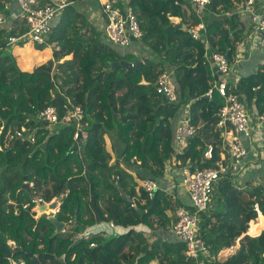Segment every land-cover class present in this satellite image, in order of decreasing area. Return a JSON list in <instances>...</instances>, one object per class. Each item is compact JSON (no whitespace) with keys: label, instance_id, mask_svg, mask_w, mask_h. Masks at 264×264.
I'll return each mask as SVG.
<instances>
[{"label":"trees","instance_id":"obj_1","mask_svg":"<svg viewBox=\"0 0 264 264\" xmlns=\"http://www.w3.org/2000/svg\"><path fill=\"white\" fill-rule=\"evenodd\" d=\"M71 1L54 22L49 41L61 49L31 72L20 68L8 44L9 37L27 32L26 25L10 20L0 28V264H11L10 259L32 264L33 258L39 264H196L186 256L184 243L165 240L159 233L176 222L179 208H191L189 197L178 188L165 192L163 179L174 153L172 121L186 110L192 124L200 127L178 160L183 165L190 160L199 169L211 167L214 161L205 160L203 153L208 144H220L216 124L225 100L217 93L212 100L203 98L218 78L206 53L229 52L230 62L235 61L244 31L237 10L248 0H212L202 19L187 0L178 5L176 0H131L143 37L130 48L109 42L78 9L76 4L86 0ZM8 2L0 0V11ZM201 21L209 49L190 32ZM121 61L139 65L112 68ZM163 72L172 75L176 103L157 92ZM229 92L239 94L248 107L254 103L264 115V65L241 77L237 87L231 81ZM47 107L59 116L53 129L39 118ZM73 107L83 111L82 126L88 123L85 141L75 140L77 120L62 121ZM145 180L157 181L160 188L154 197L157 208L142 215L138 209L152 204L142 186ZM25 183L33 197L22 189ZM116 184L135 206L122 198ZM64 195L56 219L67 223V232L53 236L55 226L41 216L36 219L32 200L49 203ZM256 204L264 215V183L248 182L244 188L230 175L221 178L212 203L199 217L200 237L215 257L248 233L258 219ZM104 222L126 231L113 237L87 231ZM84 230L91 237L74 241ZM259 245L264 247V231L244 237L234 256L212 264H264Z\"/></svg>","mask_w":264,"mask_h":264},{"label":"built area","instance_id":"obj_2","mask_svg":"<svg viewBox=\"0 0 264 264\" xmlns=\"http://www.w3.org/2000/svg\"><path fill=\"white\" fill-rule=\"evenodd\" d=\"M101 11L105 17L106 25L103 33L109 42L120 47H128L134 42L142 39L139 20L131 6V0H97ZM180 0H176V5ZM192 4L196 14L202 19L207 7L212 0H187ZM256 1L248 0L245 3L244 12L255 16ZM20 13L15 14L10 10V5L6 3L4 10L0 11V28L7 27L10 20H16L19 24H25L27 32L20 36H11L8 44L11 46L23 44L27 47L30 44L41 47L52 48V51H59L61 48L57 43H51L50 37L53 33L54 22L62 12L74 2L71 0H16ZM264 9V0L261 7ZM257 10V9H256ZM256 31L258 36V46L264 50V13L257 18ZM206 31V25L201 21L197 28L190 29L191 35L195 40L202 39L205 46L209 49L207 39L202 37L201 32ZM206 58L209 61L214 72L220 73L218 78L205 96L209 100L213 99L215 93L219 94L224 100V106L218 114L216 130L219 133L220 144H208L204 150L203 158L207 161H214L209 168L199 169L193 165L190 160L186 165H182L178 156L182 155L191 139H193L200 129L195 127L187 112L180 123L175 127L173 134V159L176 165L181 166L178 169V175L181 176L179 183L172 182L165 192L172 193L177 188L179 193L187 195L190 199L191 208L181 207L176 211V222L167 228L176 238L186 245V256L192 259L196 264H212L217 261L206 241L200 237L199 217L206 212L212 203L216 186L225 175H230L236 182L242 174L248 171L244 168V160L247 158L250 150L248 144L252 142L264 143L263 134H256L253 121L264 123V115H259L256 105L253 103L250 107L240 100V95L229 92V84L233 83L237 87L240 83V77L236 74L231 77L232 67L230 60L225 54L219 52H207ZM240 59H238V62ZM56 68V66H55ZM237 71V67L234 68ZM157 92L164 96L170 103H176L179 96L176 87L172 81V75L169 72H163L157 81ZM250 112L255 115L254 120L250 117ZM83 111L79 107L69 108L63 118V123H71L73 120L78 122V132L75 140L88 138V132L82 126L80 116ZM40 120L49 126H54L60 122L57 110L54 107H47L39 114ZM261 129V128H260ZM25 131V129H23ZM30 140L34 142L33 136ZM218 159L215 161V154ZM167 166V171L170 169ZM244 171V172H243ZM142 186L150 199L154 198V192L160 188L159 183L154 180H145ZM35 204H46L43 199H33ZM256 212L261 215V209L258 204L255 205ZM37 213V212H36ZM39 213V212H38ZM111 227L115 226L111 224ZM107 237V234L101 235ZM91 234L79 232L74 236V241L89 239Z\"/></svg>","mask_w":264,"mask_h":264},{"label":"crops","instance_id":"obj_3","mask_svg":"<svg viewBox=\"0 0 264 264\" xmlns=\"http://www.w3.org/2000/svg\"><path fill=\"white\" fill-rule=\"evenodd\" d=\"M86 1H87V3H86ZM86 1L82 2L81 8H78V9L82 13H85L87 15L90 22L99 31L103 32L105 25H106V20H105V17L101 11V7H100L98 1L97 0H93V1L92 0L91 1L86 0ZM8 4L10 5V10L12 13H15V14L20 13V8L18 7L16 0H9ZM78 4H80V3H78ZM78 4H76V6H78ZM244 9H245V4L240 5L239 9L237 10V12H239L241 20L244 24V31H243V42H241V44L237 47V50L235 53L234 64H236V62H238V59L242 58V60H240V62L237 64V71H235V69H234L235 67L232 68V72H231L232 78L236 74L239 77H249V76L257 73L259 70V67L261 65H264V50L258 46L256 22L254 21L255 18H259L264 13V9L261 8V10H260V7H257L258 10L255 9L256 15L253 16V18H252V16H250V14L245 13ZM172 20L174 22H180L181 19L172 18ZM185 114H186V110H183L181 112V114L178 116V118H176L172 121L174 128L180 123V121L182 120V118L184 117ZM253 126L255 128L256 134H263L264 133V123H259L256 120H254ZM172 147H174L173 143H172ZM248 147H249L250 152H249L247 158L244 160V168L248 169V171L245 172L244 174H242L244 179H243V177H240V179H242V181L240 183L235 182L236 185H238L240 187H244V188L247 187L248 182H252L253 184H256V185H259L260 183H264V143H262L261 145L259 143H255V146H253L252 144L251 145L248 144ZM256 148L258 150H255ZM175 162L176 161H174V159L172 157V159L167 163V166L171 167L168 170V174L172 178L171 180L173 182L181 179V177L178 174H176V172H175L176 167H178ZM182 196L186 197V195H184V194H182ZM186 199H188V198H186ZM261 215L263 216V219H264V215L262 213H261ZM259 216L260 215L258 214V218H259ZM39 217H40V215H39ZM258 220L259 219H257L256 221H252L249 225V229H250L251 225L258 223ZM116 229H117V226L112 228L111 224L104 222L103 224L99 223V224L94 225L93 227L88 228L87 231L89 233H92V234L103 232L107 235H110L112 230H116ZM263 231H264V224H263L262 231L260 232V234L258 236H260ZM159 233L162 236V238L165 240L176 241V239H177L176 236L169 230L159 232ZM246 236H251V235L249 233L244 234L243 237L238 239L239 241L237 240L238 242H240V246H234L237 242L236 241L232 247L225 249L222 252L228 251L229 254H227L226 256L231 258L232 256H234L238 252V250H240L241 241ZM252 238H255V236ZM8 245L10 247H15L16 244L13 241H9ZM221 253L218 256L221 257L222 256ZM218 256H217L218 262H220V263L225 262V261H220V259H218ZM263 256H264V252H263ZM10 263L16 264L11 259H10ZM20 264H24V262H21Z\"/></svg>","mask_w":264,"mask_h":264},{"label":"rangeland","instance_id":"obj_4","mask_svg":"<svg viewBox=\"0 0 264 264\" xmlns=\"http://www.w3.org/2000/svg\"><path fill=\"white\" fill-rule=\"evenodd\" d=\"M88 1H91V0H88ZM261 2H262V0H259L258 2L256 1V4H257V6H255V8L256 7H261ZM86 3H87V1H86ZM81 4H82V2L80 3V4H78V8H81ZM257 9V8H256ZM258 10V9H257ZM260 10H261V8H260ZM256 15V14H255ZM250 16H252V15H250ZM252 18H253V16H252ZM255 22H257L258 20H257V18H255V20H254ZM133 45H135L134 43H132ZM129 45L128 47H126V48H130V47H132L133 45ZM27 47H29L31 50H27ZM27 47H23V46H19V45H14V46H12L11 47V49H10V52L16 57V59H17V61H18V65L20 66V68L23 70V71H28V72H31V71H33L36 67H38V66H40V65H43V64H46L50 59H52V57H53V51H52V48H49V47H45L46 49H44V50H37L36 49V47H34V45H32V44H30L29 46H27ZM125 48V47H124ZM243 52V51H242ZM243 57V56H242ZM244 58V57H243ZM66 60V59H65ZM240 60H242V58H240ZM235 62V61H234ZM234 62H230L231 63V67L233 68V67H237V62H236V64H234ZM240 79H241V77H240ZM250 117H251V119L252 120H254V118H255V115H254V113L253 112H250ZM57 125V124H56ZM55 126V125H54ZM54 126H52L51 127V129H53V128H55ZM107 148H108V150L110 151V149H111V146H110V144H109V140L107 139ZM252 145L253 146H255V143L254 142H252ZM255 150H258L257 148L255 149ZM112 162H115L114 160L112 161ZM180 163L183 165V163L180 161ZM178 166V165H177ZM179 167H181V166H178V167H176V170H175V172H176V174L178 173L177 171H178V169H179ZM246 177V176H245ZM172 178L170 177V175L168 174V171L166 172V174H165V177H164V185L166 186V188L168 189L169 188V186L172 184V180H171ZM243 179H244V177H243ZM242 181V179H238L236 182L237 183H240ZM64 197H65V195H64ZM59 198V197H58ZM55 199H57V198H55ZM55 199H53L51 202H49V203H47V202H45L46 204H50V203H53V202H55ZM32 203H33V200H32ZM42 205H44V204H36V206L34 207V209L32 210L33 212H37L36 214H37V216H36V218L37 219H39V215L41 216V214L42 213H38V207L39 206H42ZM60 210H57V211H55V216H56V214L59 212ZM51 212H53L52 210H51ZM65 224V229H64V231L62 232V233H65V232H67V230H66V225H67V223H64ZM139 230H144V228L143 227H140L139 228ZM85 232H87L86 230H84ZM84 231H82V232H84ZM126 231V229L125 228H123V227H117V229L116 230H112V232H111V234H110V236L111 237H113V236H116V235H120V234H122V233H124ZM258 236V235H257ZM257 236H255V237H257ZM243 237V236H242ZM250 237H253V236H250ZM239 241V240H238ZM236 242V244L234 245V246H240V242ZM15 247H16V245H15ZM230 257H227L226 255H222L221 257L220 256H218V259H220V261H226L227 259H229ZM218 261V260H217Z\"/></svg>","mask_w":264,"mask_h":264},{"label":"water","instance_id":"obj_5","mask_svg":"<svg viewBox=\"0 0 264 264\" xmlns=\"http://www.w3.org/2000/svg\"><path fill=\"white\" fill-rule=\"evenodd\" d=\"M226 56L230 60V58H229V52L226 54ZM137 65H139V62L138 61L136 63H130V62H126V61H121V62H118V63H114L112 65V68L114 69V68H117V67L122 66L124 68L130 69V68H133V67H135ZM218 75H221V74L218 73ZM203 98L209 100L207 96H204ZM77 147H78V143L76 142V143H74L73 147L71 148V152H73L74 149L77 148ZM26 179L27 178L25 177V180ZM116 187L119 190L122 198H124L131 206H135L134 205L135 204L134 203V200H132L131 197L127 196L125 194V192L123 191V189L118 184H116ZM22 189L29 191L32 197L34 196L33 193H32V191H31V189H30L29 183H25L23 185V188ZM156 193H157V190L154 192V197H155ZM63 201H64V196L55 199V202H53V203L44 204L42 206H39L38 209H37L39 213H42L41 214V217L43 219L48 220L49 222H51L55 226L56 231L53 234V236H56V235L62 233L64 231V229H65V224L63 222H59L56 219V216H55V211L60 210V207H61ZM156 208H157L156 207V199L153 198L152 199V204H151V206L147 210H142V209H138V210H139V212L142 215H145L146 213L151 212V211L155 210ZM51 210L53 212H51ZM77 219H78V209L76 208L75 215H74V222L75 223L77 222ZM259 246H260L261 250L264 252V247L261 246V245H259ZM29 256L30 257H33L32 254H29ZM32 264H39V263L37 262V260L35 258H33L32 259Z\"/></svg>","mask_w":264,"mask_h":264},{"label":"bare ground","instance_id":"obj_6","mask_svg":"<svg viewBox=\"0 0 264 264\" xmlns=\"http://www.w3.org/2000/svg\"><path fill=\"white\" fill-rule=\"evenodd\" d=\"M258 223L254 224V225H251L250 226V229L248 231V233L251 235V236H257L260 234V232L262 231V228H263V224H264V219H263V216L260 215L259 218H258ZM222 255H227L229 254L228 251L226 252H222L221 253Z\"/></svg>","mask_w":264,"mask_h":264}]
</instances>
